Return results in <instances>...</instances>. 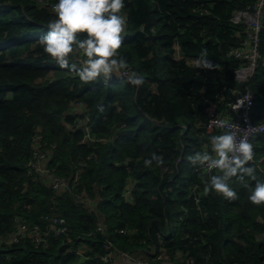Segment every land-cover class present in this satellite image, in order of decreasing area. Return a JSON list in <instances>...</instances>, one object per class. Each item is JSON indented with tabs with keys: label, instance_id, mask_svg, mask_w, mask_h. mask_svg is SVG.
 Wrapping results in <instances>:
<instances>
[{
	"label": "trees",
	"instance_id": "trees-1",
	"mask_svg": "<svg viewBox=\"0 0 264 264\" xmlns=\"http://www.w3.org/2000/svg\"><path fill=\"white\" fill-rule=\"evenodd\" d=\"M55 2L0 0V264H264V203L235 178L236 198L205 193L189 159L211 151L221 129L208 130L209 108L230 116L234 91L248 85L264 121V26L245 83L242 58L229 55L256 0H125L119 53L140 85L82 81L44 52ZM204 49L214 67L198 64ZM252 142L264 177V133ZM37 148L70 188L32 169ZM153 154L163 163L147 165Z\"/></svg>",
	"mask_w": 264,
	"mask_h": 264
},
{
	"label": "clouds",
	"instance_id": "clouds-1",
	"mask_svg": "<svg viewBox=\"0 0 264 264\" xmlns=\"http://www.w3.org/2000/svg\"><path fill=\"white\" fill-rule=\"evenodd\" d=\"M125 0H56L52 4L55 18L50 19L47 31L40 38L43 51L61 67L74 71L82 81H93L101 76L124 75L134 85H140L144 77L135 70L129 72V61L120 55L126 17L122 13ZM79 50L80 63L72 61V54ZM198 64L214 67L207 57V49L201 53ZM243 100L236 105L241 106ZM221 131L208 139L211 151H197L189 156L193 164L202 169L205 193L222 194L236 198L232 181L242 182L249 188V199L254 204L264 203V177L257 171L259 161L255 159L254 144L246 136L237 138L227 119H219ZM163 163V157L153 154L145 163ZM252 162V163H249ZM215 170V171H213ZM264 172V168L260 169ZM254 181V185L248 183Z\"/></svg>",
	"mask_w": 264,
	"mask_h": 264
},
{
	"label": "built area",
	"instance_id": "built-area-1",
	"mask_svg": "<svg viewBox=\"0 0 264 264\" xmlns=\"http://www.w3.org/2000/svg\"><path fill=\"white\" fill-rule=\"evenodd\" d=\"M241 17H243L248 24L245 29L247 37L242 45L233 48L229 52V55L242 58L243 63L235 71L236 77L242 83H245L255 74L260 59L262 58L259 47V34L264 26V0H256L253 10L242 11ZM224 89L226 90V87H224ZM234 93L236 94L235 97L228 101L231 115H222L221 112L217 111L215 106L210 107L207 128L210 131L214 128H219L217 127V121L219 119H227L230 122L231 127L226 130L235 132L238 139L246 136L252 141L253 137L257 134L264 133V121L256 122L253 119V108L256 95L248 85H246L245 90L238 92L234 91ZM239 99L243 100L244 103L241 106H234ZM39 150V148L35 150L33 159L30 161L32 169L36 172L47 175L52 180L53 185L57 188H70V179L58 176L50 171L45 164V154L41 152L39 153ZM51 226L57 232L67 229L65 219L60 217H56ZM27 228L26 225H23L18 230L17 235L25 232ZM16 239L17 237H15V240Z\"/></svg>",
	"mask_w": 264,
	"mask_h": 264
},
{
	"label": "rangeland",
	"instance_id": "rangeland-1",
	"mask_svg": "<svg viewBox=\"0 0 264 264\" xmlns=\"http://www.w3.org/2000/svg\"><path fill=\"white\" fill-rule=\"evenodd\" d=\"M238 19H239V18H238ZM124 257H125V259H128L129 261H130V260L132 261V259H131L127 254H125ZM83 261H84V260L82 259L81 262H83ZM138 263H140V262L138 261Z\"/></svg>",
	"mask_w": 264,
	"mask_h": 264
},
{
	"label": "crops",
	"instance_id": "crops-1",
	"mask_svg": "<svg viewBox=\"0 0 264 264\" xmlns=\"http://www.w3.org/2000/svg\"><path fill=\"white\" fill-rule=\"evenodd\" d=\"M125 259V258H124ZM125 260H127V261H129L128 259H125ZM131 261V260H130Z\"/></svg>",
	"mask_w": 264,
	"mask_h": 264
}]
</instances>
